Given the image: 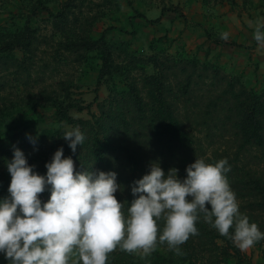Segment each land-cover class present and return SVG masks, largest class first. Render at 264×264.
I'll return each instance as SVG.
<instances>
[{
  "label": "rangeland",
  "instance_id": "obj_1",
  "mask_svg": "<svg viewBox=\"0 0 264 264\" xmlns=\"http://www.w3.org/2000/svg\"><path fill=\"white\" fill-rule=\"evenodd\" d=\"M64 2L0 0V42L21 33L26 21L33 30L29 49L0 54V199L9 195L11 177L7 164L13 158L14 147L24 153L28 164L34 165L39 175L46 174L45 164L60 147L64 157L73 159L76 171H103L104 164L95 159L96 146L88 143L94 140L92 124L105 117L114 121L120 114L122 118L131 117L127 110L128 97L123 94L127 93L128 84H133L142 97L146 96L148 89L142 80L155 73L147 62L152 56L170 57L172 65L174 58L196 59L227 80H233L235 89L242 85L257 93L264 90V47L253 38L255 22L264 21V0H129L130 6L125 0H75L66 18L54 19L40 7L33 13L35 7L44 6L56 14ZM170 9H177L182 15ZM135 12L147 20H159L151 24L136 17ZM222 33H228L227 40L220 38ZM101 36L112 52L114 70L96 86L100 55L95 50H83L74 42L79 38L97 40ZM223 41L235 42L241 47L224 45ZM186 71L192 72L189 66ZM194 73L200 78L193 79L197 85L193 83L187 95H178L174 69L167 73L164 88L170 117L185 121L186 155L193 151L195 156L212 160L229 154L227 175L242 179L241 184L232 188L243 209L240 212L248 216L250 223L264 225V215H250L247 210L252 207L248 205V198L240 197L251 190L250 181L259 180L264 184V153L246 148L232 157L239 142L226 112L211 113L202 107L204 91L220 90V85L208 88L212 84L208 81L210 75L199 69ZM58 106L67 107L74 120L87 122L79 126L85 141L77 146L75 153L62 135L66 129L78 125H70L58 117ZM196 118H202L201 125L195 124ZM151 125L155 127L156 123ZM152 126L142 133L144 154L161 166L163 159L156 155L160 152L149 154L150 145L157 140ZM108 128L116 142L121 128L116 122L108 123ZM29 136L36 140L35 145ZM175 138L180 137L174 136L176 142ZM116 156L120 155L114 153L107 157V172L113 171L118 177L120 161ZM122 188L115 194L116 198H130L131 185ZM49 196L46 189L39 198L45 203ZM239 252V257L228 259L225 264H264V240L246 252ZM0 264H9L3 253H0Z\"/></svg>",
  "mask_w": 264,
  "mask_h": 264
},
{
  "label": "clouds",
  "instance_id": "obj_2",
  "mask_svg": "<svg viewBox=\"0 0 264 264\" xmlns=\"http://www.w3.org/2000/svg\"><path fill=\"white\" fill-rule=\"evenodd\" d=\"M221 39L227 40L228 33ZM253 38L264 47V21L257 20ZM62 138L75 153L85 141L79 126ZM35 145L36 140L29 136ZM24 153L13 148L7 164L8 197L0 199V253L9 264H108L117 250L146 259L158 246L184 256L181 246L199 235L198 222L216 230L242 252L264 240L256 223L240 212L227 173V159H195L179 179L158 162L133 181L130 203L118 201L122 190L113 171H76L71 157L58 148L47 172L39 175ZM92 167V166H91ZM50 192L47 202L40 195Z\"/></svg>",
  "mask_w": 264,
  "mask_h": 264
},
{
  "label": "trees",
  "instance_id": "obj_3",
  "mask_svg": "<svg viewBox=\"0 0 264 264\" xmlns=\"http://www.w3.org/2000/svg\"><path fill=\"white\" fill-rule=\"evenodd\" d=\"M74 1L65 0L60 5L59 11L56 14L51 13L44 6L35 7L33 13L40 7L54 19L66 18L74 8ZM125 1L129 6L131 5L129 0ZM168 11L182 15L177 9H170ZM135 15L151 24L159 20V18L147 20L144 15L137 12H135ZM32 33L33 30L30 27V23L26 21L21 33L13 37H7V39L0 42V54H8L14 50L26 51L31 47ZM74 44L86 51L95 50L100 55L101 66L96 83V86H99L101 79L109 75L113 68L112 52L109 45L103 36L97 40L79 38ZM222 44L241 47L235 42L229 41H223ZM125 54L128 55L127 52ZM131 58L134 57L131 56ZM147 62L153 67L155 73L143 77L142 81L148 89L146 96L142 97L137 87L133 84H128V91L126 94H123L128 97L127 110L131 117L128 119L122 118L120 114L114 118V121H109V118L106 117L96 119L92 124L94 140L93 142L88 141L91 147L96 146L95 152L97 156L95 159L104 164L102 168L103 171L106 169L104 172H107V167H109L107 157H111L114 153L120 155L116 156V160L120 161V172L117 181L122 184V187L132 185L133 181L142 178L143 175L149 172L150 162L154 161L153 159L150 161V158L144 154L146 152L143 149L145 135H142V133L146 132L148 128L150 129L151 124L154 123L156 125L155 127L152 126V128L156 129V131L153 134L157 140L150 145L152 151L149 154L160 152L159 154L156 153V155L163 159L160 167L166 174L169 169L175 168L178 169V178H185L186 167L193 163L195 159H204L206 163L213 164L220 159H227L228 163L230 162L229 154H223L212 160L205 158V156H195L193 151L186 155L184 149L186 147L184 139L187 135L185 132V121L179 118H171L170 108L165 104L164 88L168 79L167 73L172 71V69H174V76L176 77L175 87H177V93L180 97L190 93V86L193 83V85H197V83L193 82V79L200 78V75L195 76L194 71L196 69L207 73V76L210 75L208 81H212V84H209L208 88H214V84L220 85V90L204 91V104L202 107L207 108L211 113L218 111L226 112V119L231 122L236 139L239 142V146L232 157H237L238 150L246 148L259 149L260 152L264 153V90L257 93L253 89H245L242 85H239V89H235L236 83H233V80H227L217 70L208 64L200 63L196 59L175 60L174 58V65H172L170 57L158 58L152 56ZM188 66L192 72L186 71V67ZM125 103L126 101L123 102V104ZM56 110L57 116L70 125H78L80 127L87 125V122L71 118L67 107L58 106ZM195 121V124L198 123L197 126H199L201 125L200 121H202V118H196ZM111 122H116L117 127L121 128L120 138L116 142L112 139L110 128H108V123ZM174 136H179L180 138H175L177 140L175 142ZM227 178L230 186L234 185L231 186L233 189H235V186L241 184L240 181L242 179H239L237 176H231L230 178L227 175ZM250 182L249 186H252L251 190L246 195L244 194L240 197L248 198V205L252 207L251 210H247L250 215H264V184H261L259 180ZM129 194L130 198H118V201L127 202L130 205L134 198L131 194V189L129 190ZM240 209L243 210L242 208ZM197 228L199 235L190 237L181 246L182 251L186 253L184 256H176L167 249L166 245L158 246L157 250L146 259H141L139 255L127 254L117 250L109 255L108 264H225L228 259L239 257L240 252L231 240L219 235L216 230L203 222H198ZM259 229L261 232H264V225H260Z\"/></svg>",
  "mask_w": 264,
  "mask_h": 264
}]
</instances>
